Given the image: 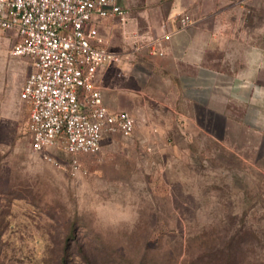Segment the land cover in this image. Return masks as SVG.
<instances>
[{
  "label": "rangeland",
  "instance_id": "374dc122",
  "mask_svg": "<svg viewBox=\"0 0 264 264\" xmlns=\"http://www.w3.org/2000/svg\"><path fill=\"white\" fill-rule=\"evenodd\" d=\"M251 16L264 47V0ZM15 42L1 33L0 264H264V120L172 113L164 141L137 138L136 121L73 172L58 148L45 152L58 166L32 149Z\"/></svg>",
  "mask_w": 264,
  "mask_h": 264
},
{
  "label": "crops",
  "instance_id": "0c3cea01",
  "mask_svg": "<svg viewBox=\"0 0 264 264\" xmlns=\"http://www.w3.org/2000/svg\"><path fill=\"white\" fill-rule=\"evenodd\" d=\"M259 1L116 0L128 11L125 22L102 21L100 32L123 62L97 73L104 104L113 112L133 114L140 123V139L169 140L170 115L187 125L199 109L224 118V123L228 116L247 125L262 122L264 47L248 31ZM183 17L191 20L186 29L180 28ZM2 33L17 40L14 32ZM168 34L164 55H150L146 44ZM139 112L145 113L146 124L139 121Z\"/></svg>",
  "mask_w": 264,
  "mask_h": 264
},
{
  "label": "built area",
  "instance_id": "2783aa9c",
  "mask_svg": "<svg viewBox=\"0 0 264 264\" xmlns=\"http://www.w3.org/2000/svg\"><path fill=\"white\" fill-rule=\"evenodd\" d=\"M127 15L116 0H0V32L16 34L13 54L31 65L20 98L30 110L32 149L56 166L45 153L49 149L68 155L69 167L79 172L78 155L97 154L106 138L136 131L133 114L111 111L95 83L102 67L123 62L100 23H124ZM190 24L189 17L180 20L181 29ZM170 38L147 43L148 53L163 56Z\"/></svg>",
  "mask_w": 264,
  "mask_h": 264
}]
</instances>
